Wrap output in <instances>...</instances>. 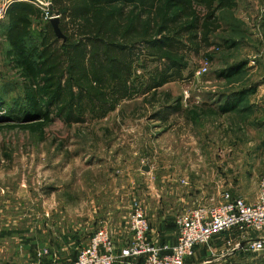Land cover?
Masks as SVG:
<instances>
[{
	"label": "rangeland",
	"instance_id": "rangeland-1",
	"mask_svg": "<svg viewBox=\"0 0 264 264\" xmlns=\"http://www.w3.org/2000/svg\"><path fill=\"white\" fill-rule=\"evenodd\" d=\"M216 15L220 26L212 40L231 45L208 48L213 53L205 72L196 74L203 51L191 56L189 69L182 75L188 79L163 85L153 98L123 101L105 118L87 123L65 125L55 118L42 132L6 120L7 104L20 91L16 75L7 66L0 34V250L5 252L4 264L35 260L33 252L40 249L29 246L35 236L30 227L33 213L49 210L58 221L64 213L74 221L85 217L88 227L92 226L90 234L108 219L124 224L132 202L138 200L154 234L160 231L162 236L169 229L178 231L175 220L185 210L213 205L225 190L254 200L264 175V0H236L234 8ZM3 20L4 16L0 23ZM43 21H33L31 42L38 41ZM241 61L245 66L240 73L229 78L215 75L216 70ZM249 85L253 93L245 96L237 110L209 114V107L215 108L222 94ZM175 100L181 109L171 113ZM185 109L198 115L188 118ZM156 111L165 118H155ZM42 230L38 233L41 244L53 237V230ZM217 240L209 242L208 264H264V253L247 254L240 249L233 253L232 248L229 254H221L214 249ZM79 247L74 244L54 252L67 253L73 260Z\"/></svg>",
	"mask_w": 264,
	"mask_h": 264
},
{
	"label": "trees",
	"instance_id": "trees-1",
	"mask_svg": "<svg viewBox=\"0 0 264 264\" xmlns=\"http://www.w3.org/2000/svg\"><path fill=\"white\" fill-rule=\"evenodd\" d=\"M50 1L64 38L56 35L41 10L27 0H12L4 26L0 23L5 60L20 91L7 104L6 120L17 121L32 132H42L55 118L65 125L87 123L105 118L123 101L153 98L163 85L188 79L182 75L193 54L206 51L203 60L209 61L210 46L231 45L212 40V34L220 26L216 13L234 8L236 0ZM34 20H44L37 42L29 40ZM244 66V61L233 63L215 75L229 78ZM249 93L253 85L222 94L217 106L209 107V114L237 110ZM174 102L171 113L181 109L180 102ZM185 111L188 118L198 115ZM153 116L165 118L160 111ZM221 235L212 240L219 243Z\"/></svg>",
	"mask_w": 264,
	"mask_h": 264
},
{
	"label": "built area",
	"instance_id": "built-area-1",
	"mask_svg": "<svg viewBox=\"0 0 264 264\" xmlns=\"http://www.w3.org/2000/svg\"><path fill=\"white\" fill-rule=\"evenodd\" d=\"M42 12L44 20L58 17L51 11L50 0H27ZM11 0H0V18L5 15ZM208 61H201L196 74L206 71ZM178 227L173 244L153 242L149 238L150 226L143 206L134 200L128 213L127 225L131 232L129 243L116 250L108 224L101 225L91 235L87 244L68 264H187L195 255L197 246L208 244L214 237H223L221 254L227 249H242L251 254L264 253V175L259 179L256 200L234 196L223 191L220 200L209 206H196L185 210L175 220ZM46 248L37 250L31 264H41Z\"/></svg>",
	"mask_w": 264,
	"mask_h": 264
},
{
	"label": "crops",
	"instance_id": "crops-1",
	"mask_svg": "<svg viewBox=\"0 0 264 264\" xmlns=\"http://www.w3.org/2000/svg\"><path fill=\"white\" fill-rule=\"evenodd\" d=\"M257 194H258V191L253 201L256 200ZM237 196L242 197L241 195H237ZM242 198L246 199L245 197H242ZM247 201L253 202L249 200ZM64 214L65 215L61 217L63 220L58 221L56 219V216L53 214V212L49 210H45V213H41V214L39 212L33 213L34 221L31 222L32 224L30 227L34 229L35 236H34V239L30 241L31 243L29 246H32L34 250H37V249L41 250L44 248H46L47 250L48 248L50 249L48 250V253L44 256L43 264H68L70 263L72 260L67 255V253L65 255L63 254L58 255L56 252H54V249L57 248L60 250H69L71 248V245H74V244H78L80 246L79 248L81 249L87 244V242L89 241L93 233V232H90V234L87 233L88 229L91 228L92 226L88 227V221H85V217L79 219L78 221H74V219L68 216L66 213ZM14 219H16L15 216H14ZM44 220H45V223H44ZM113 221H115V223ZM111 222H112V226L110 224ZM105 223L110 225L111 234L112 236L114 235L113 240L115 243L116 250L119 251L120 248L126 246L129 243L130 238H131V232L128 229L127 221L124 224H122V222H119L118 219L114 218L111 221L108 219L107 221H105ZM48 228L53 230V237L51 239L47 238L46 243L41 244V242H39L38 233L40 231L43 232L44 230L42 229H48ZM159 232H156V234H154L155 233L154 229L150 228V231L148 234L149 238L153 242L160 241L161 243H168V244H173L176 241V236L178 232L177 228L169 229L168 232L162 236H159ZM223 237L220 238V241H219L220 244L219 243L215 244L214 249L222 250L223 240H224ZM53 243L55 245H53ZM46 244L47 246H50V247L47 248ZM205 245L206 246L208 245V246L203 247V245H200L196 247L195 255L189 264H208L209 263L206 259L207 253L209 251V243ZM18 246H19V250L23 248L21 243ZM75 248L77 249L78 246H76ZM240 250L242 251V249ZM240 250H237L235 248L232 249L233 253H236V251H240ZM0 251H1L0 252V264H4L7 262L5 259H3L4 258L3 253L5 252H4V249L3 251L2 249ZM229 251L230 250L227 249L226 254H229ZM246 253L251 254L249 252H246ZM123 260L116 264H124Z\"/></svg>",
	"mask_w": 264,
	"mask_h": 264
},
{
	"label": "water",
	"instance_id": "water-1",
	"mask_svg": "<svg viewBox=\"0 0 264 264\" xmlns=\"http://www.w3.org/2000/svg\"><path fill=\"white\" fill-rule=\"evenodd\" d=\"M49 22L53 26V29H54L56 35L58 37H63L64 38V36H63V34H62V32L60 31V28H59V17H53V18L49 19ZM144 170H147V167H145Z\"/></svg>",
	"mask_w": 264,
	"mask_h": 264
}]
</instances>
